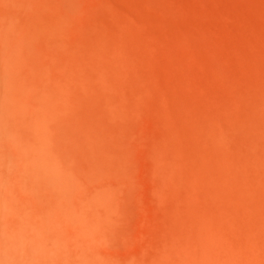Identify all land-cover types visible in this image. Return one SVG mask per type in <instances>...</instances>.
Returning <instances> with one entry per match:
<instances>
[{"label": "rangeland", "instance_id": "1", "mask_svg": "<svg viewBox=\"0 0 264 264\" xmlns=\"http://www.w3.org/2000/svg\"><path fill=\"white\" fill-rule=\"evenodd\" d=\"M0 1V13L16 14L14 6ZM22 2L18 13L27 27L32 24L31 40L24 44L31 61L32 89L41 92L38 78L32 75L38 76L49 65L55 72H51L53 78L71 75L89 92L84 98L79 87L74 92L73 98L83 106L79 116L66 118L65 113L64 120L59 119L63 127L54 126L53 118L48 121L53 123L51 129L43 127L59 137L60 150L67 149L63 142L80 149L82 139L93 135L109 139L115 155L125 159L126 173L120 177L126 179L128 189L122 185L119 204L124 214L104 230L108 238L113 236L108 247L99 248L103 254L120 259L125 251L140 257L153 253L160 241L176 246L172 235L178 234V222L170 212L184 207L171 198L159 201L155 193L159 186L155 157L169 151L164 141L180 149L172 168L179 198L193 197L184 183L191 175L201 180L208 176L204 181L217 178L225 190L231 187L227 180L234 176L235 188L230 189L254 208L257 196L250 190L242 193L241 188L244 182L253 188L264 178V0ZM47 15L51 18L46 19L43 35L37 26ZM46 37H60L63 47L55 46L56 39L47 45ZM114 109L117 113L112 115ZM36 127L31 126V135ZM72 134L76 135L73 139ZM253 141L258 144L252 147ZM202 143L211 144L210 151L222 163L207 172L211 178L202 165L186 162L189 154L209 160L196 149ZM236 208L237 221L245 225L241 206Z\"/></svg>", "mask_w": 264, "mask_h": 264}, {"label": "bare ground", "instance_id": "2", "mask_svg": "<svg viewBox=\"0 0 264 264\" xmlns=\"http://www.w3.org/2000/svg\"><path fill=\"white\" fill-rule=\"evenodd\" d=\"M4 5L14 6L16 14L0 13V264H264V178H260L259 184L257 178L253 188L248 182L242 185V193L250 190L257 196L252 208L247 198L238 200L239 193L236 197L234 194L237 190L230 189L234 186L233 175L226 182L231 186L229 190L223 189L217 178L210 177L218 158L210 151L211 144H197L196 149L209 160L189 154L186 162L202 165L211 179L207 182L204 180L208 176L201 180L189 174L184 183L193 197L179 198L175 192L177 175L172 168L177 164L180 149L170 140L163 142L164 149L169 151H161L155 157L154 173L159 183L155 193L159 201L171 198L184 207L170 212L178 222V234L172 235L176 246L160 241L153 253L140 257L125 251L120 259L103 254L99 248L108 247L113 236L108 238L104 230L112 228L124 214L120 213L119 204L122 185L127 188L126 179L120 177L126 173L125 159L115 155L109 139L93 135L82 139L80 149L67 142H63L67 149L57 148L61 142L54 133L46 131L53 126L48 121L55 119L54 126L58 127L64 124L59 121L63 115L73 119L79 116L83 106L73 98L74 92L79 87L83 98L89 92L85 93L83 82L71 75L53 78L49 65L38 76L32 75L38 78L41 92L32 89L31 61L24 46L31 40L32 24L27 27L18 13L22 0H5ZM47 16L40 18L41 28L36 25L41 34L46 19L51 18ZM50 22L57 24L52 19ZM47 38L45 43L49 45L57 37ZM54 43L57 48L64 45L60 37ZM119 55L116 51V58ZM112 111V115L117 113L116 109ZM31 126H38L32 135ZM257 142L253 141L251 146ZM89 157L92 164L86 160ZM89 171L94 175L90 176ZM167 186L170 188L166 189ZM237 204L245 225L237 221Z\"/></svg>", "mask_w": 264, "mask_h": 264}]
</instances>
